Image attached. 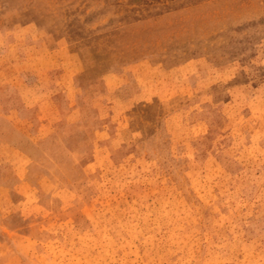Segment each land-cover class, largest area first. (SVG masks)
Segmentation results:
<instances>
[{
    "label": "rangeland",
    "instance_id": "374dc122",
    "mask_svg": "<svg viewBox=\"0 0 264 264\" xmlns=\"http://www.w3.org/2000/svg\"><path fill=\"white\" fill-rule=\"evenodd\" d=\"M1 2L0 264H264V0Z\"/></svg>",
    "mask_w": 264,
    "mask_h": 264
},
{
    "label": "crops",
    "instance_id": "0c3cea01",
    "mask_svg": "<svg viewBox=\"0 0 264 264\" xmlns=\"http://www.w3.org/2000/svg\"><path fill=\"white\" fill-rule=\"evenodd\" d=\"M8 10V5L7 4H5V3H3V2H1L0 3V12H5V11H7ZM28 26V25H27ZM26 25L25 26H22V25H19V24H17V25H14V27H19V28H26L27 27ZM0 27L1 28H3L1 25H0ZM2 143V142H1ZM1 156V155H0Z\"/></svg>",
    "mask_w": 264,
    "mask_h": 264
}]
</instances>
